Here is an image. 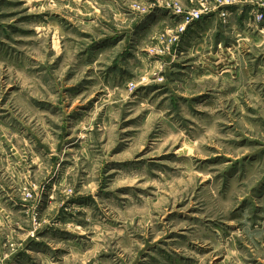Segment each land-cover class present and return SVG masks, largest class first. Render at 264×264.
<instances>
[{
  "label": "rangeland",
  "instance_id": "rangeland-1",
  "mask_svg": "<svg viewBox=\"0 0 264 264\" xmlns=\"http://www.w3.org/2000/svg\"><path fill=\"white\" fill-rule=\"evenodd\" d=\"M206 2L0 0V264H264V0Z\"/></svg>",
  "mask_w": 264,
  "mask_h": 264
},
{
  "label": "built area",
  "instance_id": "built-area-1",
  "mask_svg": "<svg viewBox=\"0 0 264 264\" xmlns=\"http://www.w3.org/2000/svg\"><path fill=\"white\" fill-rule=\"evenodd\" d=\"M192 7L188 14V22L200 19L204 14L210 13L206 0H189Z\"/></svg>",
  "mask_w": 264,
  "mask_h": 264
},
{
  "label": "crops",
  "instance_id": "crops-1",
  "mask_svg": "<svg viewBox=\"0 0 264 264\" xmlns=\"http://www.w3.org/2000/svg\"><path fill=\"white\" fill-rule=\"evenodd\" d=\"M206 22H207V20H205ZM208 23V22H207ZM209 24V23H208ZM208 24H207V26H208Z\"/></svg>",
  "mask_w": 264,
  "mask_h": 264
}]
</instances>
